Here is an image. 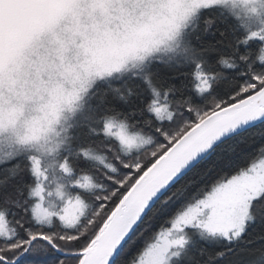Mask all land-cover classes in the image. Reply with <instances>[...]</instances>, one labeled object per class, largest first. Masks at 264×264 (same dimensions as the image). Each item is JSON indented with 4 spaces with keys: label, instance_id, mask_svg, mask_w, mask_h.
Returning a JSON list of instances; mask_svg holds the SVG:
<instances>
[{
    "label": "snow or ice",
    "instance_id": "6c2138e0",
    "mask_svg": "<svg viewBox=\"0 0 264 264\" xmlns=\"http://www.w3.org/2000/svg\"><path fill=\"white\" fill-rule=\"evenodd\" d=\"M0 264H264V0H0Z\"/></svg>",
    "mask_w": 264,
    "mask_h": 264
}]
</instances>
